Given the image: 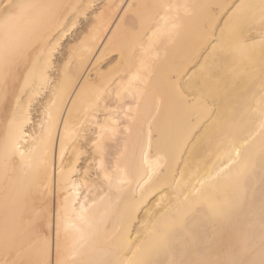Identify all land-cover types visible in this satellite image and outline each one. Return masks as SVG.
<instances>
[{"label":"bare ground","instance_id":"6f19581e","mask_svg":"<svg viewBox=\"0 0 264 264\" xmlns=\"http://www.w3.org/2000/svg\"><path fill=\"white\" fill-rule=\"evenodd\" d=\"M0 264H264V0H0Z\"/></svg>","mask_w":264,"mask_h":264},{"label":"rangeland","instance_id":"374dc122","mask_svg":"<svg viewBox=\"0 0 264 264\" xmlns=\"http://www.w3.org/2000/svg\"><path fill=\"white\" fill-rule=\"evenodd\" d=\"M34 107L36 108L37 106L35 105ZM32 112H33V113H32V116L34 117V119H36L35 116H36L38 113L34 112L33 110H32Z\"/></svg>","mask_w":264,"mask_h":264}]
</instances>
